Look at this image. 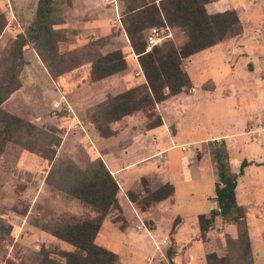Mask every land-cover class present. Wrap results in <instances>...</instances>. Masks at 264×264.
<instances>
[{
	"label": "rangeland",
	"instance_id": "374dc122",
	"mask_svg": "<svg viewBox=\"0 0 264 264\" xmlns=\"http://www.w3.org/2000/svg\"><path fill=\"white\" fill-rule=\"evenodd\" d=\"M25 2L27 4L22 5ZM33 5L36 6L33 0H0V15L6 20L0 35V58L11 47L16 35L31 23ZM61 5L64 7L63 2ZM206 10L209 14L235 10L240 32L194 54L183 63L191 88L167 101L161 113L156 110L157 105L152 111L134 113L130 131H122L108 139L100 138L94 131L97 148L107 149V154L101 156L103 162L112 163L114 167L125 166L117 180L122 178L127 190L134 188L141 177L153 181L163 179L175 188L173 203L165 200L145 213L138 212L128 203L126 195L119 192L118 198L126 206H121L122 212L113 211L108 215L95 239L97 245L117 255L118 264H168L166 253L169 249L179 254L178 264H204L203 256L217 251L212 244L199 238L197 223V215L206 213L210 205L201 196L214 193L215 183L210 181V176L213 168L216 172V167L211 146L223 143L226 150L229 149L230 169L236 174L242 161L255 159L252 155L264 158V0H214ZM18 13L23 15L21 20L16 16ZM172 32L173 35L161 44L172 41L181 47L185 36ZM73 38V35L69 36L67 42L60 45L61 52H85L83 46L72 49ZM95 50L102 54L98 47ZM34 57L32 50L25 53V60L30 65L26 64L21 75L22 88L4 104V108L37 127L33 146L41 153L38 156L12 146L0 161V216L12 226L6 251L0 255V264H6V261L29 264L42 247L70 251L69 245L40 228L66 214L79 218L88 215L86 207L67 198L54 185L45 183L52 164L44 157L51 155L46 150L50 144L55 164L71 160L81 169L88 165L91 159L86 155L81 138L85 129L70 124L65 126L63 120L67 118L68 107L61 108L60 92L72 91L70 98L76 104L79 116L86 115L89 122L90 113L99 100L90 99L88 103L85 94L94 89L106 91L102 87L108 80L87 85L88 67L85 66L88 64L85 63L81 69L53 83ZM127 62L125 86L115 85L107 91L110 96L144 82L138 83L141 79L137 74L133 76L138 68L130 57ZM77 83L86 87L78 90ZM57 89L60 92H56ZM148 112L152 116L150 120L164 115L168 127L147 130ZM76 116L75 121L83 125V119ZM122 120L115 126L117 131L124 127ZM258 130L263 131L258 134ZM128 139L132 141L128 142ZM172 145L179 146L148 158L157 150ZM90 149L93 151L89 153L93 154L95 149ZM94 157L95 153L90 155V158ZM186 160H195L199 168L189 169ZM196 174L201 178L189 180ZM251 175L240 180L245 183L246 190L240 189L237 194L239 201L249 206L244 207V225L252 237V253L259 248L264 261V245L261 247L264 244V182ZM251 197L255 203L251 202ZM258 204L263 205L259 207ZM222 227L219 223L212 227L209 236L221 237L227 232Z\"/></svg>",
	"mask_w": 264,
	"mask_h": 264
},
{
	"label": "trees",
	"instance_id": "16d2710c",
	"mask_svg": "<svg viewBox=\"0 0 264 264\" xmlns=\"http://www.w3.org/2000/svg\"><path fill=\"white\" fill-rule=\"evenodd\" d=\"M214 0H119L122 5L120 24L133 55L144 77V82L114 96L108 95L90 113L89 124L98 131L101 138L107 139L116 134L112 125L139 111L152 109L166 100L191 88V81L183 63L194 54L210 49L240 32L239 18L235 10L209 14L206 5ZM62 2L38 0L31 23L18 33L11 47L0 58V161L12 146L40 156L41 151L33 146L37 127L23 116L8 112L4 104L21 88L19 75L25 66L24 52L28 49L38 56L53 81L73 71L85 63L89 64V82H97L117 75L128 67L121 50L105 55L99 54L105 39L89 40L83 46L85 52H61L60 45L67 42L75 32L61 29L64 24ZM69 5V2H63ZM264 17V12H263ZM6 25L0 15V35ZM153 27H167L185 36L181 47L172 41L164 42L147 50L146 33ZM146 124L147 130L162 125L157 116ZM52 164L45 177L67 198L75 200L88 209L84 218L63 215L60 220L50 222L40 228L56 240L69 245L70 251L42 247L35 253L29 264H118V257L112 251L95 243L100 228L113 212H122L118 194L120 188L104 162L96 158L81 169L75 162H53L54 151L48 144ZM216 167L217 180L214 193L216 208L207 216H197L199 238L204 239L212 229L216 219L237 228V236H224L225 255L219 257L209 253L204 257L205 264H252V253L246 226L245 212L235 198L237 175L231 172L230 160L223 143L210 148ZM42 157V158H43ZM248 165L242 161L239 174ZM128 202L140 213H145L158 203L170 200L174 187L169 183L153 181L141 177L136 186L125 193ZM25 215V214H23ZM12 226L0 216V255L5 253L11 237ZM168 264H176V253L169 249L166 253ZM6 264H12L6 261ZM24 264V263H21ZM27 264V263H25Z\"/></svg>",
	"mask_w": 264,
	"mask_h": 264
},
{
	"label": "crops",
	"instance_id": "0c3cea01",
	"mask_svg": "<svg viewBox=\"0 0 264 264\" xmlns=\"http://www.w3.org/2000/svg\"><path fill=\"white\" fill-rule=\"evenodd\" d=\"M33 1H35V4H37L38 0H33ZM55 1H58V2H66V1H68L69 2V5L64 4V7H62L63 17H64V24L60 25L59 28L75 32V36L73 38V43H72L73 44L72 49L73 48H77V47L79 48V47H82V46L86 45L89 42V40L105 39L104 45L100 48L102 55H105V54H107L109 52H112V51H115V50H121L124 53V55L126 57V60H127V58L130 57L132 59L133 65L137 66L138 71L134 72L133 76L137 74V77L141 79V81L138 82V83H141L142 80L144 81V77H143L141 69H140V67L138 65L136 56L132 54L130 46H129L128 39H127L123 29L121 28L120 19H119V23H114V19H115L116 15H118L119 18H120V12H121V9H122V5L120 4V2L118 0H55ZM149 1L157 3L160 0H149ZM25 4H27V3L25 2L22 5H25ZM208 5H206V7ZM35 9H36V6L34 7V5H33V7L31 8V13H30L31 20H32V17L34 15ZM263 12H264V10H263ZM16 16H17V18L19 20H21L20 17H22L23 15L18 13V15H16ZM30 16H29V18H30ZM113 16H114V18H113ZM7 20L9 21V19H7ZM170 33L171 34L173 33L172 30H170ZM30 50H32V52L34 53V56H35L34 58L36 59V61H38L40 63V65L43 67L44 71L46 72L47 77L53 83H55L59 79H64L66 77V75L72 74L73 72H76L77 70H79V69H81L82 67L85 66V64H84V66L82 65V66L74 69L73 71L64 74L62 77L58 78L56 81H53L51 79V77L49 76L47 70L45 69V67L43 66L41 61L39 60L38 56L33 51V49H28L27 51H30ZM27 51L24 52V60H25V53ZM25 62H26V64H28V62L26 60H25ZM26 64L23 67V69H22V71H21V73L19 75L20 81L22 79L21 75H22V73H24V69L26 67ZM86 64H88V63H86ZM127 64H128V62H127ZM28 65H30V64H28ZM86 67H88V76H89V64L87 66H85V68ZM125 71H123L119 75H113V76H110L108 78H105V79L97 81V82H89V80L87 79L86 80L87 81V85L89 84L91 86H92V84L104 82L106 80H108V82H107V84L104 87H102L103 89L106 88V91L105 90L101 91V89H99L97 91V89H94V90H91L89 93H86L85 94L86 102L89 103L90 99H96V100H99V102H97V103H101L102 101L105 100L107 95H110V94H108V92L115 85H117V86H125L124 84L126 83V78H127L126 74H124ZM68 79L70 80V78H68ZM138 83H136V84H138ZM134 86H135V84L133 86H131V88L134 87ZM80 87L85 88L86 86L85 85H79L77 83L76 88H78V90H79ZM21 88H22V81H21ZM19 90H17L10 98L12 99V97L16 96V94H17V92ZM58 91L60 92V89H57L56 92H58ZM100 91H101V93L98 96L97 93L100 92ZM71 92L72 91H69V90L67 91L66 89H65V93H61L60 92V99H61V101H63V103L61 105V108L63 106L68 107L67 118H65V120H63L65 122V126L67 127L70 124L71 126H75V127L80 126L82 128V130L85 129L84 130L85 132H84L83 136H81V138H82V141H83V144H84L83 147L87 151V154H86L87 157H89V159H91V160H94L96 158L101 159V156L103 154L104 155L107 154V149H98L97 146L95 145L96 136H95L94 131L99 136L98 131L95 130L89 124V122H87L88 119H87L86 115L82 116V114H80L82 117L79 116V114H78L79 110L76 109V106H75L76 104L73 103V101H71V98H70ZM121 92H119V93H121ZM116 94H118V93H116ZM113 95H115V94H113ZM113 95H111V96H113ZM170 99H168L165 102L157 105L156 110L160 112L162 107H164V104L167 103V101H169ZM89 106H91V105H89ZM176 111H177V109H176ZM135 114H133L130 117L123 118L122 122H123L124 127H123V129L121 131H117L115 129V126L117 124L112 125V128L116 131V134L114 136H112V137L118 136L120 133H122V131H130L131 129H133V126L130 124V120ZM76 115H78L79 118L83 119V121H84L83 125L80 124L79 122L75 121V119H78ZM160 117H161L162 125L160 127H157V128H162L163 127V129H166V127H168L166 119H165L164 115H161ZM157 128H155V129H157ZM155 129H152V130H155ZM262 131L258 130V134L261 133ZM258 134H257V137H258ZM102 139H104V138H102ZM131 141L132 140L128 139V142H131ZM121 143H124V142H121ZM175 146H179V145H175ZM175 146H173V145L169 146L167 148L162 149L161 151L157 150L155 153H153L148 158H154V157H156V156H158L160 154L163 155L164 153H166V151L169 152ZM91 147L93 149H95V152H93V154L95 153V157L94 158H90V155H93L92 153H89V151L92 150V149H90ZM180 148H181V151H183L182 150V149H184L183 145H180ZM227 151H229L228 148H227ZM229 155H230V153H229ZM252 156H253L252 158H255V159H253V160H244V161H246L248 163V165L243 169V173L242 174H239V173L236 174V173L232 172V170H231L232 173L237 175V185H236V188H235L236 202H237V204L239 206H241L244 209V212H245V208H248L249 206L248 205H244L238 199V194H237L238 190L241 189L242 192H245V190H246L245 183L242 184L241 183L242 181L240 182V180L242 178L246 177V175L252 177L251 174H254V175L257 176V179H259V182H264V158H260L259 159V158H257L254 155H252ZM189 161L190 162H188L186 160V164H187V167L189 169L194 168L195 170H197L199 168V166H198V164H197V162L195 160H189ZM104 164L106 165V167L109 170L110 174L116 180V182H117V184H118V186L120 188V191L125 194V192L128 191L127 190L128 187H123L124 186V181L122 180V178H120L119 181L117 180V176H119L120 174H122L124 172L123 170H124L125 166L122 167L120 165V166L114 167L112 165V163L110 164L109 162L107 164L106 163H104ZM252 169H253V172H251ZM200 178L201 177L199 176V174H196V175L190 176L189 180L195 181V180H198ZM211 180H212L213 185H214L215 181L217 180L216 172H215L214 168H213L212 174L210 176V181ZM157 181L160 182V183H169V181H166V180L164 181L163 179L162 180H157ZM174 192H175V188H174ZM263 195H264V190H263ZM201 197L206 199V200H208L210 202V205L207 207V212L206 213L199 214V215L207 216L211 210L216 208V203H215V200H214L215 193H213L211 195H206V193H204ZM248 199H249V196H248ZM168 201L170 203H173L174 202V198H172L171 201L170 200H168ZM119 202H120L121 206H123V207L126 206L124 203H123V205L121 204L120 199H119ZM251 202L255 203L256 201H255V199H253L251 197ZM129 204H131V203H129ZM263 204H258V205H260L259 207H262ZM157 205H155V206H157ZM199 215H197V216H199ZM218 223L221 226H223L224 230H226L227 232L225 234H223L221 237H218L216 235L210 237L209 235H210V233L212 234V232L209 231L206 234L205 238L201 239V240L204 243L212 244L214 246L213 248L215 250H217V251H213V252H210V253H215L217 256L221 257V256L225 255V253H226L225 244H224V236L228 235L231 238H235L237 236V228H236V226H234L232 224H224V223H222L220 219H216L215 220L213 228H215V226ZM198 231H199V228H198ZM217 231H220V229H218ZM247 233H248L250 249H251V253H252V250H253V248H252L253 247L252 246V237L250 236V233H249L248 229H247ZM213 237H214V239H213ZM155 244H157V243H155ZM263 245L264 244L262 243L261 247ZM207 254H209V253H206L205 255H207ZM178 255L179 254L177 253L176 257H175V260H174L176 264H178L176 262V258H177ZM205 255L203 256V260H204ZM255 258H256V260H255ZM252 264H264V261H262L261 252H260L259 248H258V250L253 251V253H252Z\"/></svg>",
	"mask_w": 264,
	"mask_h": 264
},
{
	"label": "built area",
	"instance_id": "2783aa9c",
	"mask_svg": "<svg viewBox=\"0 0 264 264\" xmlns=\"http://www.w3.org/2000/svg\"><path fill=\"white\" fill-rule=\"evenodd\" d=\"M119 19V16L116 15L114 23H119ZM170 37L171 33L167 27L151 28L146 38L147 50H150L154 46L160 45L164 40L169 39Z\"/></svg>",
	"mask_w": 264,
	"mask_h": 264
}]
</instances>
